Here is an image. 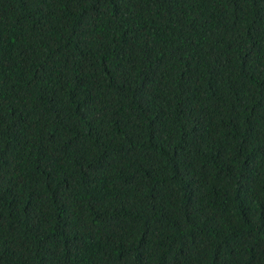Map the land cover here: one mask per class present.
Instances as JSON below:
<instances>
[{"label":"trees","instance_id":"obj_1","mask_svg":"<svg viewBox=\"0 0 264 264\" xmlns=\"http://www.w3.org/2000/svg\"><path fill=\"white\" fill-rule=\"evenodd\" d=\"M0 264H264V0H0Z\"/></svg>","mask_w":264,"mask_h":264}]
</instances>
